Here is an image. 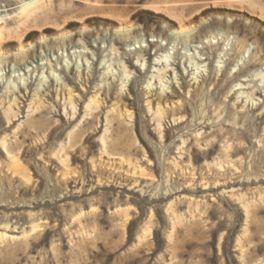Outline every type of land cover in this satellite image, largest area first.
Listing matches in <instances>:
<instances>
[{"label": "rangeland", "instance_id": "1", "mask_svg": "<svg viewBox=\"0 0 264 264\" xmlns=\"http://www.w3.org/2000/svg\"><path fill=\"white\" fill-rule=\"evenodd\" d=\"M0 34V264H264V0H0Z\"/></svg>", "mask_w": 264, "mask_h": 264}, {"label": "bare ground", "instance_id": "2", "mask_svg": "<svg viewBox=\"0 0 264 264\" xmlns=\"http://www.w3.org/2000/svg\"><path fill=\"white\" fill-rule=\"evenodd\" d=\"M175 22H176L178 28L182 27V24H180L181 23L180 15L178 17H176V21ZM0 43H1V34H0ZM92 100H94V99H92ZM9 168H13L14 169V168H16V165H10Z\"/></svg>", "mask_w": 264, "mask_h": 264}]
</instances>
